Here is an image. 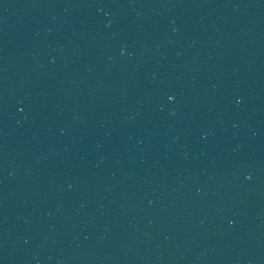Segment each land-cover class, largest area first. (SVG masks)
<instances>
[{"label":"water","instance_id":"95a60500","mask_svg":"<svg viewBox=\"0 0 264 264\" xmlns=\"http://www.w3.org/2000/svg\"><path fill=\"white\" fill-rule=\"evenodd\" d=\"M0 264H264V0H0Z\"/></svg>","mask_w":264,"mask_h":264}]
</instances>
